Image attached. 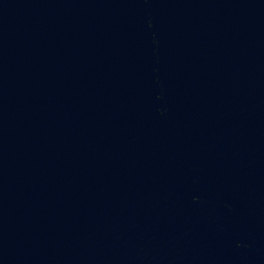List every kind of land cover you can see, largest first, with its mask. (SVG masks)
Instances as JSON below:
<instances>
[{
    "label": "water",
    "instance_id": "obj_1",
    "mask_svg": "<svg viewBox=\"0 0 264 264\" xmlns=\"http://www.w3.org/2000/svg\"><path fill=\"white\" fill-rule=\"evenodd\" d=\"M0 264H264V0H0Z\"/></svg>",
    "mask_w": 264,
    "mask_h": 264
}]
</instances>
